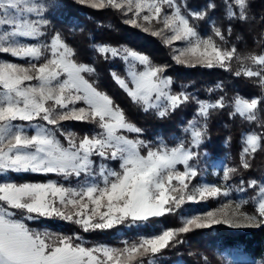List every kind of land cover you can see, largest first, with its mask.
I'll return each mask as SVG.
<instances>
[{
  "label": "snow or ice",
  "instance_id": "1",
  "mask_svg": "<svg viewBox=\"0 0 264 264\" xmlns=\"http://www.w3.org/2000/svg\"><path fill=\"white\" fill-rule=\"evenodd\" d=\"M79 2L121 11L127 17L125 23L144 31L153 29L152 35L171 33L166 44H184L174 49L177 63L258 78L264 89V50L241 55L228 42L233 21L247 23L252 19L250 0H223L229 24L224 29L212 21L210 35H202L196 22L210 19L208 13L216 10L215 3L193 11L178 0ZM47 10L40 0H0V26L5 29L0 32V53L27 61L0 62V264H145L146 257L182 243L181 234L219 224H264V181L245 182L242 178L237 191L244 192L245 186L255 190L250 198L254 213L243 210L249 200H228L216 210L181 216L182 226L178 228L124 241L123 247L87 246L79 235L30 228L25 221L58 218L78 225L84 232L107 230L175 214L187 202L228 198L232 191L228 181L240 169H250V160L264 150V130L245 131L240 137L239 165H223V183L193 185L200 174L197 165L201 154L197 149L207 139L211 115L228 109L230 117L256 122L258 112L264 110V96L222 94L215 99H200L184 90L176 92L172 79L164 75L165 66L154 64L148 55L125 46L94 44L93 50L100 57L125 62V75L113 72L112 77L144 112L154 111L166 118L182 106L196 105L183 135L174 143L146 141L141 138L143 130L128 119L125 111L99 90L95 81L86 78L95 68L77 59L75 49L59 31L47 43L17 39L44 37L49 24ZM154 24L162 27L155 28ZM234 60L239 64L235 71ZM216 88L222 89V85ZM63 121L88 122L96 130L81 137L63 130ZM112 161L118 162V168L109 166ZM9 173L55 174L63 182L3 179ZM73 178L75 185L70 183ZM147 264L155 261L148 259Z\"/></svg>",
  "mask_w": 264,
  "mask_h": 264
},
{
  "label": "trees",
  "instance_id": "2",
  "mask_svg": "<svg viewBox=\"0 0 264 264\" xmlns=\"http://www.w3.org/2000/svg\"><path fill=\"white\" fill-rule=\"evenodd\" d=\"M48 6L46 18L49 21L44 39L48 42L55 31H59L76 51L77 59L91 64L95 72L86 78L95 81L99 90L107 93L126 113L128 119L143 130L141 138L153 143L164 139L169 144L183 135V129L195 111L196 105L189 103L177 109L166 118L158 117L154 111L144 112L133 103L127 93L115 82L112 73L125 75V63L119 58L104 59L96 54L93 45L108 43L113 46H125L146 54L156 65L165 66L164 75L173 81V91H187L200 99H215L224 94L233 97L240 94L246 98L264 96V89L258 83V78L237 77L233 72L221 68L189 67L177 63L173 58L171 46L166 44L163 35H152V30L144 31L141 27H133L125 23L127 17L121 11L111 7L93 8L81 4L79 0H43ZM182 3V2H179ZM209 3L216 4V10L208 13L210 19L197 21L198 30L202 35L211 34V22L226 29L229 21L224 17L223 0H185L189 10L206 8ZM251 20L247 23L232 22V33L228 36L229 46L235 45L241 55L264 50V0H250ZM155 28L161 25H155ZM0 57L27 64L10 54L0 53ZM233 71L239 64L232 62ZM222 85L217 89L216 85ZM213 89L209 93L208 89ZM264 110L258 112L256 122L247 123L239 118L229 116V110L214 112L208 120V132L205 143L199 148V161L203 160L205 152L209 164L230 167L238 166L240 162V137L245 131H262ZM62 129L83 136L96 130L95 125L84 121H63ZM134 136L135 134H129ZM63 138V137H62ZM252 167L240 169L234 174L228 184L232 186V197H248L249 201L255 195V190L237 191L240 180L251 179L264 181V150L255 154L250 160ZM201 163L199 162L198 166ZM200 167V166H199ZM202 173V170H200ZM54 174L9 173L3 179H15L20 182H46L57 179ZM241 195V196H240ZM207 203L211 205V202ZM248 206L254 208L250 201ZM27 225L35 230H46L63 235H79L85 245L108 244L112 247H123L124 241H136L142 236L158 234L166 228H178L181 225L178 212L163 217L152 218L146 223L119 224L107 230L84 232L78 225L58 218L27 220ZM183 242L161 251L153 259L155 264H237L241 258L256 264L264 262V224L251 230H236L224 224L213 225L211 228L198 229L179 237Z\"/></svg>",
  "mask_w": 264,
  "mask_h": 264
},
{
  "label": "rangeland",
  "instance_id": "3",
  "mask_svg": "<svg viewBox=\"0 0 264 264\" xmlns=\"http://www.w3.org/2000/svg\"><path fill=\"white\" fill-rule=\"evenodd\" d=\"M184 1L185 0H178V2H182V3H184ZM40 2L41 3H45L43 0H40ZM161 27H162V25H161ZM4 30L5 29L2 26H0V32H2ZM162 35H163L164 39H166V37L171 35V33L165 32V33H162ZM17 39L20 40L21 42H24V43H41V42L47 43V41L44 39V37H41L38 40H29V39H26V38H19V37H17ZM170 46H171V49L173 50V55H177L178 53H176L174 51V49L181 48V47L184 46V44L181 41H175ZM19 60H21V59H19ZM4 61L14 62V61L7 60L4 57H0V62H4ZM22 61H25V60H22ZM15 63H17V62H15ZM125 69H126V64H125ZM17 123L26 124V122H17ZM39 123H45V122H39ZM49 127H51V126H49ZM30 131H31V129H30ZM61 139L63 140L62 137H61ZM65 143H66V141H65ZM198 150L199 149H197V151ZM205 155H206L205 152H203V154H202L203 160L201 159V161H199L201 163L199 165L200 167L197 165L198 168L200 170H202V173H200L192 181V184L193 185H197V184H202V183H208V184H217V185H219V184L223 183V181H222V167L223 166H215V165L209 164L208 161L206 160ZM97 163H99V160H97ZM109 166L114 167V168H118V162H115V161L109 162ZM180 167L182 169V166H180ZM35 174H37V173H35ZM7 175L8 174H6L4 177H7ZM49 180H60V181H62V178L58 177L57 179H49ZM65 183H69V182H65ZM70 183L75 185V183H76L75 179L73 178L70 181ZM241 199L249 200L248 197H240L239 199H236V198L232 197V195L230 193V196L228 198H224V197L215 198V199L210 198L208 200L201 201V202H198V203L187 202V203H185V205H183L182 209L178 212L179 221H181V216L186 215V214H188L190 212L202 214V213H205L207 211L216 210V209L220 208L221 205L226 203L228 200L237 201V200H241ZM207 201L211 202L212 204L209 205L207 203ZM243 210L247 211L249 213H254L255 206H254V208H252V207L248 206L247 204H245ZM224 225H226V226H228L230 228H234L236 230H251V229L258 228L259 226H261L263 224H259L258 226H254V227H231L228 224H224ZM37 231H41V230H37ZM42 231H46V230H42ZM96 245H98V244H96ZM105 245H108V244H105ZM109 246H111V245H109ZM237 264H256V263L251 262L248 259L241 258L238 261Z\"/></svg>",
  "mask_w": 264,
  "mask_h": 264
}]
</instances>
